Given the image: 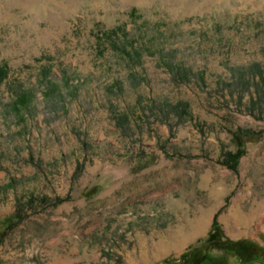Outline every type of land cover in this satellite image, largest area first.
Listing matches in <instances>:
<instances>
[{"label":"rangeland","instance_id":"1","mask_svg":"<svg viewBox=\"0 0 264 264\" xmlns=\"http://www.w3.org/2000/svg\"><path fill=\"white\" fill-rule=\"evenodd\" d=\"M0 68V264H264V0H0Z\"/></svg>","mask_w":264,"mask_h":264},{"label":"trees","instance_id":"2","mask_svg":"<svg viewBox=\"0 0 264 264\" xmlns=\"http://www.w3.org/2000/svg\"><path fill=\"white\" fill-rule=\"evenodd\" d=\"M113 44H114V43H113ZM114 46H115V44H114ZM118 46H119V45H118ZM120 48H121V50L127 51L126 47H124L123 45L120 46ZM4 70H5V69L0 68V73H1L2 75H3V73H4ZM1 74H0V75H1ZM239 157H240L239 154L233 156V159H234V161H235V162H233V165L236 166V164L238 163V159H239ZM233 165H232L231 167H233ZM215 223H216V221H215ZM215 223H214V227L216 226ZM213 229H214V228H213Z\"/></svg>","mask_w":264,"mask_h":264},{"label":"bare ground","instance_id":"3","mask_svg":"<svg viewBox=\"0 0 264 264\" xmlns=\"http://www.w3.org/2000/svg\"><path fill=\"white\" fill-rule=\"evenodd\" d=\"M203 225H204V221H200L199 224H198V228L202 227Z\"/></svg>","mask_w":264,"mask_h":264}]
</instances>
